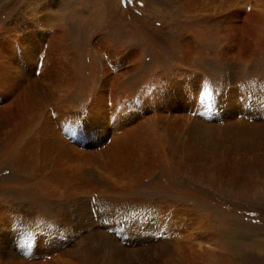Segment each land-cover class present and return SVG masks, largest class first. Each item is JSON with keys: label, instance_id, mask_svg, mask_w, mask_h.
I'll list each match as a JSON object with an SVG mask.
<instances>
[{"label": "rangeland", "instance_id": "obj_1", "mask_svg": "<svg viewBox=\"0 0 264 264\" xmlns=\"http://www.w3.org/2000/svg\"><path fill=\"white\" fill-rule=\"evenodd\" d=\"M252 1L0 0V77L28 107L13 147L0 134V264H264ZM241 105L256 132L226 134Z\"/></svg>", "mask_w": 264, "mask_h": 264}, {"label": "bare ground", "instance_id": "obj_2", "mask_svg": "<svg viewBox=\"0 0 264 264\" xmlns=\"http://www.w3.org/2000/svg\"><path fill=\"white\" fill-rule=\"evenodd\" d=\"M249 2L246 3H241V4H236L235 5V10H236V14H235V18H238L239 13L241 12V10L239 9V7L243 6L246 7L248 5ZM261 1L258 2V0H253L251 2V7L252 6H260L262 7ZM234 10V9H233ZM252 13V12H251ZM249 13V14H251ZM254 15V13L252 14ZM250 15H247L246 17H249ZM252 17V16H250ZM234 18V16H233ZM3 55H6V51L5 50H0ZM2 53H0V61L3 59ZM247 54V53H246ZM249 57V56H247ZM22 64H24V66L22 67V69L29 71L30 65L28 63V61L25 59V57L22 58ZM4 70V66L0 63V72H2ZM7 80H4L0 77V94L2 95V97L0 98V117L4 118V121L2 122V124L0 123V134L2 135V139L1 141L4 142L5 140V136L6 134L9 135L6 136L7 139V143L6 146L11 147L12 143H13V139L18 138L19 134L22 130V128L24 127L25 124H27L28 122V117L26 115L25 109H28V107L24 104L23 98L25 97L24 95H22V91L20 88H22V84L21 81L19 79L18 76H13L9 71H7ZM6 91V93H5ZM258 99V98H257ZM238 102H235V105H237ZM258 105V103H256ZM218 108L219 109H223V112L226 113V107L220 105L218 103ZM238 118H240V122H237L236 124L233 123L230 120V116L231 114H229L230 116L227 117V119L229 120L227 123L225 121V132L226 134H228V132L230 131L231 133L233 131H236L235 134H237V136H245L247 135L249 132L250 133H255L256 131L254 129L249 128L250 125V121L248 120V118H244L245 115L248 114V112L250 111H254L255 107H247L245 108L246 110L243 111L242 109V105L241 106H234ZM230 109V108H229ZM228 109V110H229ZM232 110V109H230ZM234 110V109H233ZM222 111V110H221ZM235 112V113H236ZM256 112V111H255ZM228 113V112H227ZM258 113V112H257ZM250 115V113L248 114ZM253 115V114H252ZM213 116V115H212ZM232 117V116H231ZM217 118V114H215V116H213L212 119H216ZM224 118V116H223ZM233 118V117H232ZM238 118H236L238 120ZM254 118V116H253ZM258 127L260 126V123H258ZM11 128V129H10ZM236 136V137H237ZM231 139V138H230ZM237 139H239L237 137ZM18 140V139H17ZM5 143V142H4ZM28 142H26L27 144ZM234 143V142H233ZM239 143V142H238ZM242 143V142H241ZM2 144V143H1ZM233 145V144H232ZM236 145V144H235ZM240 144H238L239 146ZM237 146V145H236ZM237 146V147H238ZM13 147V146H12ZM236 147V148H237ZM7 150L9 148H6ZM5 149V151H6ZM21 162L23 163V161L21 160ZM212 162V161H210ZM220 163V162H218ZM228 164V163H227ZM246 164V163H244ZM240 165V164H239ZM23 166V165H22ZM232 166V165H231ZM208 167V166H207ZM212 167H210L211 169ZM215 168V167H213ZM217 168V167H216ZM224 168V166H223ZM227 168V167H226ZM233 168V167H232ZM19 169V168H18ZM209 169V170H210ZM24 170V169H23ZM212 170V169H211ZM25 171V170H24ZM79 168L77 166H75L73 168V172H78ZM229 171V170H228ZM247 171V170H246ZM88 174H92L94 177L97 178V176L94 174L93 170H87L86 171ZM213 172V171H212ZM220 172V171H219ZM226 172V171H225ZM217 173V172H216ZM223 173V172H222ZM227 173V172H226ZM225 173V174H226ZM205 174V173H204ZM209 174V173H208ZM213 174V173H212ZM224 174V173H223ZM253 174V173H252ZM227 175V174H226ZM221 176V175H220ZM219 176V177H220ZM228 176V175H227ZM226 176V177H227ZM215 177V176H214ZM222 177V176H221ZM233 177V176H232ZM211 178V177H210ZM217 178V176H216ZM230 178V177H229ZM244 178V177H243ZM98 179V178H97ZM220 179V178H219ZM205 180V179H204ZM210 182V181H209ZM247 184V183H246ZM104 185L108 188L109 191H114L115 193L118 192V190H114L113 189V185L110 184V182L105 181ZM88 198L90 199V196H88ZM116 199V198H115ZM92 228V227H91ZM86 230L88 228H85ZM83 232V229L79 232H77L78 235H80ZM51 240V239H50ZM60 241V239H59ZM58 240L55 241H51L49 244L44 245V246H37L35 244V247L37 249L36 252H34L31 257L35 258L36 255L43 253L45 257L48 256H53L54 253L59 250V246H58ZM62 242V241H61ZM69 242V241H68ZM60 244V243H59ZM64 246V245H63ZM61 249V248H60ZM14 252V251H13ZM60 252V251H59ZM16 253V252H15ZM13 254V253H12ZM61 255V254H60ZM58 256V255H57Z\"/></svg>", "mask_w": 264, "mask_h": 264}, {"label": "snow or ice", "instance_id": "obj_3", "mask_svg": "<svg viewBox=\"0 0 264 264\" xmlns=\"http://www.w3.org/2000/svg\"><path fill=\"white\" fill-rule=\"evenodd\" d=\"M210 93L207 90H204L201 95V99H204L205 97H208Z\"/></svg>", "mask_w": 264, "mask_h": 264}]
</instances>
